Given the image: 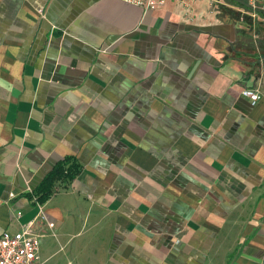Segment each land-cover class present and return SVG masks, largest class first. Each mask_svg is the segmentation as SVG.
<instances>
[{
  "label": "crops",
  "instance_id": "crops-1",
  "mask_svg": "<svg viewBox=\"0 0 264 264\" xmlns=\"http://www.w3.org/2000/svg\"><path fill=\"white\" fill-rule=\"evenodd\" d=\"M216 3L0 0V235L35 221L40 264L56 241L93 264H264V57Z\"/></svg>",
  "mask_w": 264,
  "mask_h": 264
},
{
  "label": "built area",
  "instance_id": "built-area-1",
  "mask_svg": "<svg viewBox=\"0 0 264 264\" xmlns=\"http://www.w3.org/2000/svg\"><path fill=\"white\" fill-rule=\"evenodd\" d=\"M128 3L153 10L164 6L168 0H124ZM184 7H189L194 0H178ZM217 2V0H209ZM255 5V0H250ZM243 95L249 97L253 103L259 99L258 90L246 88ZM41 219H46V214L41 213ZM36 222L27 224L21 232L10 234L4 232L0 235V264H40L41 259V238L42 236L34 230ZM50 229L54 228L53 221H47Z\"/></svg>",
  "mask_w": 264,
  "mask_h": 264
},
{
  "label": "rangeland",
  "instance_id": "rangeland-1",
  "mask_svg": "<svg viewBox=\"0 0 264 264\" xmlns=\"http://www.w3.org/2000/svg\"><path fill=\"white\" fill-rule=\"evenodd\" d=\"M206 1V0H203ZM217 5H226L227 8L240 7L242 12L240 14L242 27L241 32L251 39L252 45L260 46V50L251 52L249 55L257 57H264V0H255L253 5L250 0H219ZM257 50V48H254ZM243 54V53H242ZM74 246V241L54 244L49 249V257L46 253V258L50 259L47 264H93L91 255L84 254V249H81V255L77 254ZM101 261H98L100 264Z\"/></svg>",
  "mask_w": 264,
  "mask_h": 264
},
{
  "label": "trees",
  "instance_id": "trees-1",
  "mask_svg": "<svg viewBox=\"0 0 264 264\" xmlns=\"http://www.w3.org/2000/svg\"><path fill=\"white\" fill-rule=\"evenodd\" d=\"M79 172L80 165L73 158L59 161L35 189L36 201L40 204L44 203L51 197L54 185L58 180H72Z\"/></svg>",
  "mask_w": 264,
  "mask_h": 264
}]
</instances>
